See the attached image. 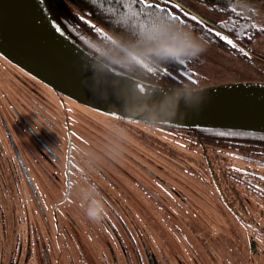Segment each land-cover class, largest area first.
<instances>
[{"label": "rangeland", "instance_id": "1", "mask_svg": "<svg viewBox=\"0 0 264 264\" xmlns=\"http://www.w3.org/2000/svg\"><path fill=\"white\" fill-rule=\"evenodd\" d=\"M169 1L213 29H220L216 24L226 19L195 0ZM59 5L69 11L66 4ZM245 9L251 11L246 14L254 21H264L263 2L246 4ZM241 46L254 57L253 62L241 60L190 29L185 41L177 45L176 56L187 65L198 87L264 82V36L248 48ZM1 58L0 100L5 95L9 98L4 81L13 74ZM79 112L86 123L90 119L98 124L83 129L86 138L97 136L100 150L131 171L161 205L146 196L144 201L135 200L141 188L132 183L126 192L131 197L128 204L118 203L109 212L102 204L87 208L76 203L67 210L80 227L74 229L77 227L61 220L57 230L48 221L46 203L44 217L29 189L22 187L23 175L13 167L12 148L0 134V264H113L112 249L117 264H147L145 250L154 255L157 264H264V196L254 191L252 183L246 184L245 179L252 178L243 173L250 169L264 174L263 167L229 156H211L208 162L199 147H191L164 129L123 121L87 107ZM118 166L114 169L119 170ZM47 187L56 196L55 185ZM96 212L103 220L94 216ZM119 214L121 225L116 219ZM106 220L116 232L106 228Z\"/></svg>", "mask_w": 264, "mask_h": 264}, {"label": "water", "instance_id": "2", "mask_svg": "<svg viewBox=\"0 0 264 264\" xmlns=\"http://www.w3.org/2000/svg\"><path fill=\"white\" fill-rule=\"evenodd\" d=\"M0 56L54 91L116 118L264 134V82L173 89L141 80L74 41L46 0H0Z\"/></svg>", "mask_w": 264, "mask_h": 264}, {"label": "trees", "instance_id": "3", "mask_svg": "<svg viewBox=\"0 0 264 264\" xmlns=\"http://www.w3.org/2000/svg\"><path fill=\"white\" fill-rule=\"evenodd\" d=\"M59 1L66 4L69 11L62 8ZM195 1L226 18L216 24L220 29L209 27L169 0H46V3L66 33L108 65L159 86L194 89L198 86L188 74L187 65L176 56L177 45L185 41L187 30L199 32L213 45L248 63L253 62L254 57L241 43L248 48L254 40L264 36V21H254L246 14L251 11L245 9L246 4L264 3V0ZM148 125L168 131L191 147H199L208 162L219 156L239 157L264 168L263 133ZM245 170L243 173L252 178L245 179L246 184L252 183L254 191L264 196V174Z\"/></svg>", "mask_w": 264, "mask_h": 264}, {"label": "flooded vegetation", "instance_id": "4", "mask_svg": "<svg viewBox=\"0 0 264 264\" xmlns=\"http://www.w3.org/2000/svg\"><path fill=\"white\" fill-rule=\"evenodd\" d=\"M2 61L10 66L13 74L4 81L9 98L1 96L0 134L12 148L13 167L23 175L22 187L29 189L44 217L47 216L43 208L46 203L51 225L60 230V222L64 220L70 227L78 229L80 226L67 210L68 206L76 203L87 208L102 204L109 212L115 205L128 204L127 200L131 197L126 196V192L131 189L132 183L141 188L133 196L135 200L149 198L161 205L157 196L138 182L131 171L118 166L114 159L100 150L97 136L89 137L92 140L86 138L88 136L83 129L88 125L98 127V124L90 119L88 123L83 120L84 115L79 110L85 106L54 91L5 58ZM202 154L206 155L204 151ZM107 163L111 164L110 168ZM117 166L119 170L114 169ZM49 183L55 185L56 196L47 187ZM46 189L47 193L44 192ZM124 208L128 213V207ZM94 216L99 221L103 220L100 213L96 212ZM116 219L121 225L120 214ZM106 221V228L116 232L113 223ZM47 234L50 236V230ZM147 251H144L147 264H157L154 255H149ZM111 254L113 264H117L113 249Z\"/></svg>", "mask_w": 264, "mask_h": 264}, {"label": "snow or ice", "instance_id": "5", "mask_svg": "<svg viewBox=\"0 0 264 264\" xmlns=\"http://www.w3.org/2000/svg\"><path fill=\"white\" fill-rule=\"evenodd\" d=\"M140 2H145V0H140Z\"/></svg>", "mask_w": 264, "mask_h": 264}]
</instances>
